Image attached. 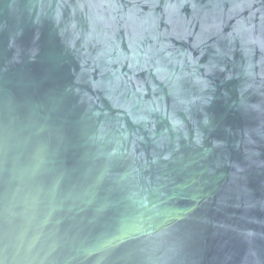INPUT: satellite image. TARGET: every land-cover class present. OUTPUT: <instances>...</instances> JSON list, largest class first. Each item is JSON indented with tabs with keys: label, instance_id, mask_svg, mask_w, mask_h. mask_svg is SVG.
Segmentation results:
<instances>
[{
	"label": "water",
	"instance_id": "1",
	"mask_svg": "<svg viewBox=\"0 0 264 264\" xmlns=\"http://www.w3.org/2000/svg\"><path fill=\"white\" fill-rule=\"evenodd\" d=\"M0 264H264V0H0Z\"/></svg>",
	"mask_w": 264,
	"mask_h": 264
}]
</instances>
